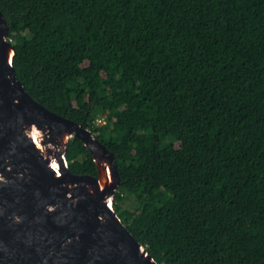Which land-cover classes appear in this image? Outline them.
<instances>
[{"label": "trees", "instance_id": "obj_1", "mask_svg": "<svg viewBox=\"0 0 264 264\" xmlns=\"http://www.w3.org/2000/svg\"><path fill=\"white\" fill-rule=\"evenodd\" d=\"M0 8L18 78L114 152V208L160 264H264V0ZM65 155L98 174L80 138Z\"/></svg>", "mask_w": 264, "mask_h": 264}, {"label": "water", "instance_id": "obj_2", "mask_svg": "<svg viewBox=\"0 0 264 264\" xmlns=\"http://www.w3.org/2000/svg\"><path fill=\"white\" fill-rule=\"evenodd\" d=\"M8 32L0 8V261L160 264L114 208L121 183L114 152L91 129L31 96L16 74ZM72 137L91 152L97 175L70 168Z\"/></svg>", "mask_w": 264, "mask_h": 264}, {"label": "bare ground", "instance_id": "obj_3", "mask_svg": "<svg viewBox=\"0 0 264 264\" xmlns=\"http://www.w3.org/2000/svg\"><path fill=\"white\" fill-rule=\"evenodd\" d=\"M37 139H38V137H37ZM57 157H58V159L60 160V156H59V155H57ZM53 165H54V167H55L56 169H60V166H59V164H57V163H53ZM111 237H113V235H112ZM115 248L117 249V248H119V246H118V245H116V247H115ZM99 264H104V262H100Z\"/></svg>", "mask_w": 264, "mask_h": 264}, {"label": "rangeland", "instance_id": "obj_4", "mask_svg": "<svg viewBox=\"0 0 264 264\" xmlns=\"http://www.w3.org/2000/svg\"><path fill=\"white\" fill-rule=\"evenodd\" d=\"M100 121H101L100 118H98V119H97V122H100ZM159 156H160V155H158V157H159ZM128 211H129V209H128Z\"/></svg>", "mask_w": 264, "mask_h": 264}, {"label": "built area", "instance_id": "obj_5", "mask_svg": "<svg viewBox=\"0 0 264 264\" xmlns=\"http://www.w3.org/2000/svg\"><path fill=\"white\" fill-rule=\"evenodd\" d=\"M100 120H102V121H103V119H102V118H100Z\"/></svg>", "mask_w": 264, "mask_h": 264}]
</instances>
